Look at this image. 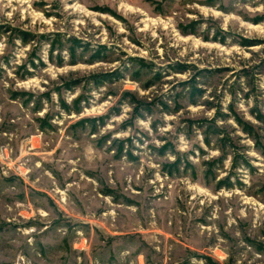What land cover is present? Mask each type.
Listing matches in <instances>:
<instances>
[{"label": "rangeland", "instance_id": "374dc122", "mask_svg": "<svg viewBox=\"0 0 264 264\" xmlns=\"http://www.w3.org/2000/svg\"><path fill=\"white\" fill-rule=\"evenodd\" d=\"M0 264H264V0H0Z\"/></svg>", "mask_w": 264, "mask_h": 264}]
</instances>
